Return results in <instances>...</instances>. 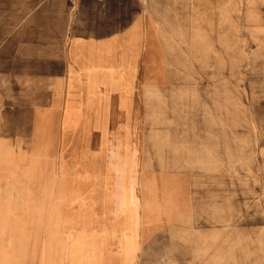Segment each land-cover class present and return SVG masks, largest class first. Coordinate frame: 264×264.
I'll return each mask as SVG.
<instances>
[{
    "label": "rangeland",
    "instance_id": "rangeland-1",
    "mask_svg": "<svg viewBox=\"0 0 264 264\" xmlns=\"http://www.w3.org/2000/svg\"><path fill=\"white\" fill-rule=\"evenodd\" d=\"M14 1L0 0V91L16 108L17 127L10 144L0 143L1 250L9 233L23 230L14 224L71 218V207L63 208L72 203L68 194L77 199L75 189L83 181L90 186L76 172L84 165L72 161L70 141L55 130H32V109L43 102L34 91L42 70L24 64L40 58L39 50L29 49L30 42L40 43V26L28 33L37 15L6 14L39 6ZM149 1L174 37V63L181 66L171 70L181 84L157 99L145 93L148 114L138 135L144 156L160 162L112 165L128 177L118 176L112 186L119 201L120 187L136 189L131 171L137 168L188 175L193 208L160 234L139 264H264V0ZM25 70H31L33 86L27 100ZM63 185L69 188L65 195Z\"/></svg>",
    "mask_w": 264,
    "mask_h": 264
},
{
    "label": "crops",
    "instance_id": "crops-1",
    "mask_svg": "<svg viewBox=\"0 0 264 264\" xmlns=\"http://www.w3.org/2000/svg\"><path fill=\"white\" fill-rule=\"evenodd\" d=\"M27 3L39 10L6 15H37L28 33L37 31L35 24L40 26V43H29L31 51H40V58L34 65L24 64L25 69L42 70L34 91L39 93L35 99L43 102L31 108L32 130H55L58 138L70 141L72 161L84 165L76 172L83 173L90 186L83 181L75 189L77 199L68 194L72 203L63 208L71 207V218L28 219L12 225L23 230L9 233L10 241L0 248V264H139L160 234L193 208L188 175L137 168L131 171L136 189L120 187L119 201L112 186L113 179L123 177L112 165L160 162L144 156L138 133L148 114L146 91L157 99L162 90L181 84V77L171 70L181 66L174 63V37L161 27L163 18L149 0ZM54 26L58 27L53 30ZM29 76L31 70H25L24 100L32 99ZM5 95L0 91V143H9L17 128L16 108L4 102ZM53 124L56 129L47 128ZM67 187L63 185V195Z\"/></svg>",
    "mask_w": 264,
    "mask_h": 264
}]
</instances>
